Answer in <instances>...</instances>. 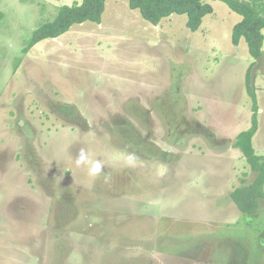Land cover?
I'll return each instance as SVG.
<instances>
[{"label": "rangeland", "instance_id": "rangeland-1", "mask_svg": "<svg viewBox=\"0 0 264 264\" xmlns=\"http://www.w3.org/2000/svg\"><path fill=\"white\" fill-rule=\"evenodd\" d=\"M81 1L0 0V264H264V199L243 213L231 195L257 175L234 146L257 63L232 41L242 15L208 0L192 31L106 0L100 24L23 52ZM254 87L264 156V72Z\"/></svg>", "mask_w": 264, "mask_h": 264}, {"label": "trees", "instance_id": "trees-1", "mask_svg": "<svg viewBox=\"0 0 264 264\" xmlns=\"http://www.w3.org/2000/svg\"><path fill=\"white\" fill-rule=\"evenodd\" d=\"M221 1L242 15V19L233 27V43L238 45L243 37L254 58L263 55L264 0ZM129 5L132 9L140 10L142 17L154 25H158L162 19L173 14H186V25L192 31H197L202 25L203 18L214 11V7L208 0H129ZM105 8L106 0H82L71 5L60 6L52 21L34 30L23 52L27 53L43 39L61 36L75 24H82L86 21L100 24ZM248 85V91L253 100L252 125L237 135L234 146L241 150L251 169L257 172V175L251 184L240 185L231 193L235 204L243 213L255 212L260 206L259 198L264 199V156L257 154L253 146V136L258 130L259 105L256 87L251 85L250 71Z\"/></svg>", "mask_w": 264, "mask_h": 264}, {"label": "clouds", "instance_id": "clouds-1", "mask_svg": "<svg viewBox=\"0 0 264 264\" xmlns=\"http://www.w3.org/2000/svg\"><path fill=\"white\" fill-rule=\"evenodd\" d=\"M77 165L87 164L90 165L88 171L90 175L96 176L102 171V164L99 161H91L87 158L83 149H81L80 154L76 160Z\"/></svg>", "mask_w": 264, "mask_h": 264}, {"label": "water", "instance_id": "water-1", "mask_svg": "<svg viewBox=\"0 0 264 264\" xmlns=\"http://www.w3.org/2000/svg\"><path fill=\"white\" fill-rule=\"evenodd\" d=\"M264 72V54L257 58V63L251 70V82L254 87L255 77L257 72Z\"/></svg>", "mask_w": 264, "mask_h": 264}, {"label": "crops", "instance_id": "crops-1", "mask_svg": "<svg viewBox=\"0 0 264 264\" xmlns=\"http://www.w3.org/2000/svg\"><path fill=\"white\" fill-rule=\"evenodd\" d=\"M167 18H170V17H167Z\"/></svg>", "mask_w": 264, "mask_h": 264}]
</instances>
